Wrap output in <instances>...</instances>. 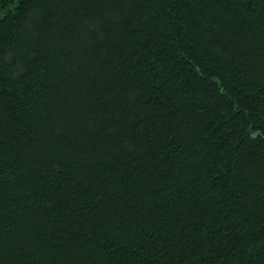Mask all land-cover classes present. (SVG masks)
I'll return each instance as SVG.
<instances>
[{
    "label": "trees",
    "instance_id": "16d2710c",
    "mask_svg": "<svg viewBox=\"0 0 264 264\" xmlns=\"http://www.w3.org/2000/svg\"><path fill=\"white\" fill-rule=\"evenodd\" d=\"M0 264H264V0H0Z\"/></svg>",
    "mask_w": 264,
    "mask_h": 264
}]
</instances>
